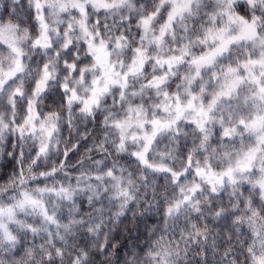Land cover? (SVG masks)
<instances>
[{
  "label": "clouds",
  "instance_id": "1",
  "mask_svg": "<svg viewBox=\"0 0 264 264\" xmlns=\"http://www.w3.org/2000/svg\"><path fill=\"white\" fill-rule=\"evenodd\" d=\"M0 264H264V0H0Z\"/></svg>",
  "mask_w": 264,
  "mask_h": 264
}]
</instances>
